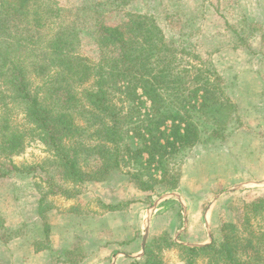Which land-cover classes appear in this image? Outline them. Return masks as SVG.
Here are the masks:
<instances>
[{"label":"rangeland","instance_id":"1","mask_svg":"<svg viewBox=\"0 0 264 264\" xmlns=\"http://www.w3.org/2000/svg\"><path fill=\"white\" fill-rule=\"evenodd\" d=\"M48 1L60 11V18L47 30L77 26L83 38L80 54L93 63L99 60L93 41L97 24L118 27L128 22V13L154 15L166 41L179 51L182 69L194 68L193 74L215 70L222 78L223 97L236 104L237 110L213 114L220 121L215 120V127L210 114L212 121L205 122L208 127L202 129V141L176 158L181 173L177 190L159 185L154 192L143 193L122 172H114L102 183L76 186L66 182L57 159L35 135L22 108L10 104L4 109V101H0V115L7 114L13 129L28 136L20 154L0 163V175H6L0 177V264H22L15 260L17 249H24L23 253L30 249L22 242H49L50 209L65 204H74V215L85 216L78 230L71 227L74 261L88 255L92 258L89 264H141L147 230V244L161 242L164 237L187 245L220 241L222 225L241 224L245 204L264 196V0ZM218 127L224 130L213 135ZM84 142L91 144L88 137ZM130 143L133 148L140 146L137 139ZM96 166L93 158L84 161L85 170ZM132 168L131 162L122 167L123 172ZM61 191L74 195L67 202ZM177 197L186 200L188 212ZM108 206L116 207L121 215L149 214L136 227L116 229V234L127 233L122 240L138 237L137 244L105 242V246L94 242L96 232L109 236L110 229L104 233V223L95 218L98 212H111ZM37 209L43 211L41 218ZM263 223L260 216L252 220L257 232ZM10 242H14L11 247ZM161 257L165 264H185L178 248L163 246ZM33 264L46 262L35 260Z\"/></svg>","mask_w":264,"mask_h":264},{"label":"trees","instance_id":"2","mask_svg":"<svg viewBox=\"0 0 264 264\" xmlns=\"http://www.w3.org/2000/svg\"><path fill=\"white\" fill-rule=\"evenodd\" d=\"M127 15L122 26L97 24L99 60L93 63L80 54L77 26L47 30L60 18L48 0H0V101L4 109L22 108L66 182L102 183L122 172L142 192L159 185L177 190L176 158L202 141L210 114L237 106L223 97L215 70L182 69L179 51L166 41L154 15ZM213 118L215 127L220 121ZM223 130L215 128L213 135ZM27 137L13 129L7 114L0 115V163L20 154ZM135 139L137 148L130 143ZM92 158L97 166L85 170L84 161ZM126 162L134 168L123 172ZM259 216L264 220V196L245 204L241 224L222 225L220 241L190 246L164 237L147 244L141 264H165L163 246L178 248L185 264H264V223L258 232L252 225Z\"/></svg>","mask_w":264,"mask_h":264},{"label":"crops","instance_id":"3","mask_svg":"<svg viewBox=\"0 0 264 264\" xmlns=\"http://www.w3.org/2000/svg\"><path fill=\"white\" fill-rule=\"evenodd\" d=\"M180 185H181V181H180ZM177 198L176 199L178 203L182 207H185L184 210H186V205L184 203V201L186 200L183 197H177ZM66 199H67L66 200L67 202L71 200V198H66ZM72 205L65 204V206L63 205L62 207L58 206V207H53L52 209H50L51 211L49 213H50V217L52 218V221L50 222L51 230H52L50 241L42 242V243L41 242H30V243L22 242L25 246L28 245L27 247L30 248L29 252H28V249L26 250V253H23L24 249H17L18 254L15 255V260H17L18 262L22 264H29L30 262H31L30 264H33L35 260H41L43 262H46V264L49 261L50 262L53 261V264H89L92 258L88 255H86V258H83L80 261H74L71 258L72 253L70 252V250H72V247H71L72 241H74L73 236H72L74 233L71 227L78 230L79 229L78 223L81 222L84 224L83 219L85 218L84 215H74L76 214L77 211H76V208H73L74 204ZM36 211H37V217L41 218L40 213H43V211L41 210L39 211V209H37ZM186 211L188 212V210ZM119 212L121 211H118L116 209L115 211H111L109 213H106L105 210L103 214H100L99 212L97 213V216H95V218L98 222H102V224L104 223V226H103L104 233L107 232V229H110L109 231L111 234L109 233V236H107V234L96 232L94 237H96L97 239L94 240V242H98L99 245H105V246L107 245V243L105 242H114L113 243L114 245L115 243L122 244V242L126 241V240H122V237L124 238V236H126L127 233L116 234L115 233L116 229H119L122 231L124 230L123 228L126 227L125 225H133V224H134V227H136L137 224L141 221V219L145 220L147 218V215H149V214H145L143 216L141 215V213H136L134 215H128L127 212L121 215ZM148 219H149V216H148ZM107 221H109V228L107 226ZM46 238L49 239L48 237ZM137 239L138 237H135L134 240L131 239L126 242H131V245L134 246V244L135 243L137 244L138 242ZM80 242H85V241L81 240ZM13 243L14 242H10L9 247H11ZM143 245H144V239H143V244H142V250H143ZM50 253L56 254V257L52 258L50 256L51 255ZM99 255H101V253H99ZM119 258L120 257H118V259ZM15 264H18V263L15 262Z\"/></svg>","mask_w":264,"mask_h":264},{"label":"water","instance_id":"4","mask_svg":"<svg viewBox=\"0 0 264 264\" xmlns=\"http://www.w3.org/2000/svg\"><path fill=\"white\" fill-rule=\"evenodd\" d=\"M148 233H149V230H147L146 234H145V237H144V245H143V251L145 253V250H146V245H147V240H148ZM187 245V244H185ZM207 245V244H205ZM190 246H203V245H190Z\"/></svg>","mask_w":264,"mask_h":264}]
</instances>
